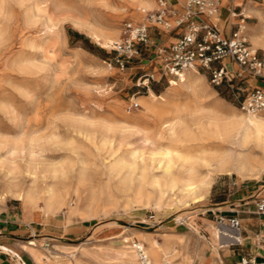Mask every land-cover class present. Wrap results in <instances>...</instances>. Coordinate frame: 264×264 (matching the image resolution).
Wrapping results in <instances>:
<instances>
[{"label":"rangeland","instance_id":"rangeland-1","mask_svg":"<svg viewBox=\"0 0 264 264\" xmlns=\"http://www.w3.org/2000/svg\"><path fill=\"white\" fill-rule=\"evenodd\" d=\"M167 1L173 11L169 20L175 25L187 0ZM248 1L231 0L228 7L241 13L233 21L244 18L249 40L254 48L264 52V46L257 47L252 40L260 28L259 17L245 18L242 14ZM252 1L264 11V0ZM154 2L148 11L159 8L158 1ZM45 3L0 0V217L8 210L18 215L22 209L24 222L36 223L45 218L35 206L9 193L11 183L27 188L36 178L34 184L42 188L54 186L66 197L63 209L49 215L51 218L60 220L64 226H87L74 240L65 236L58 238L61 243L49 241L48 250L43 249L44 240H38L37 248L45 253H53L56 244L65 252L77 246H118L123 241L133 245L138 238L131 236L132 230L179 233L181 236L173 237L175 245L181 251H190L195 259L206 249L215 250L218 245L213 229L220 220L207 209L228 206V202L215 203L231 200L244 185L264 183V174L241 178L234 171L231 174L214 171L212 188L200 202H194L191 195L165 191L164 179L161 186L153 183L154 176L163 173L157 161H151L153 142L166 144L173 157L178 153L200 155L208 143L201 138L197 125L191 124L192 119L188 121L192 134L186 135V128L178 127L180 140L171 138L168 131L172 116L154 117L149 123L141 121L145 112L143 100L148 99L150 92L165 94L179 81L164 73L158 54L160 48L177 39L169 42L178 30L170 31L152 23L146 12L138 13L133 0H45ZM126 22L149 24L150 40L148 45L139 46L140 53L128 63V68L121 70L113 46L125 37ZM97 32L115 38L114 43L101 42L95 37ZM195 73L205 82L210 99L220 101L237 114L245 113L227 89L214 87L203 71ZM150 74L155 79L151 78L147 84L145 80ZM133 102L140 107L130 109ZM160 136L164 139L160 140ZM135 150L140 152L134 172L117 164ZM70 202L85 213L84 217L76 212L68 219ZM158 236L163 242L164 237ZM174 255L169 259L180 257L173 263L178 264L182 256L179 252ZM135 256L136 264H142L139 255ZM59 260L60 264H70L66 254Z\"/></svg>","mask_w":264,"mask_h":264},{"label":"bare ground","instance_id":"bare-ground-1","mask_svg":"<svg viewBox=\"0 0 264 264\" xmlns=\"http://www.w3.org/2000/svg\"><path fill=\"white\" fill-rule=\"evenodd\" d=\"M133 1V5L136 6L138 13L146 12L148 9H152L155 5L154 0ZM47 3L50 5L49 2ZM242 14L245 18H253V16L259 17L260 28L252 35V40L255 46H264V11L258 9L257 6H248ZM246 27L247 24L245 25V28ZM97 33L99 34L95 37L101 42L108 45H112L114 43L115 38L113 39L111 36L104 37L100 35V32ZM103 38L105 41H102ZM194 71L197 72L196 70H188L182 75L177 83L167 89L165 94L163 93L162 95H158L151 91L148 99L143 100V104L145 105V112L143 116L145 119L143 117V120L141 119V121L149 123L154 117L172 116V118L168 120L167 125L171 138L180 140L178 132V127L180 126L186 128V135L192 134L190 127L191 124H194L197 125L201 138L208 140V143L205 145L206 148L201 151L200 155L194 153H178L175 157L172 156L173 151L169 149L166 144L161 143L159 140V143H152L153 157L151 161H157V167L163 170L162 174L158 172L160 175L154 176L153 183L160 185L161 181L164 179L163 183L166 187L165 191H172L173 193L178 192L182 196L191 195L193 196L194 202H200L204 200L206 193H209L212 188L214 171L226 174H231L234 171L241 178L249 176H254L255 178L264 174V115L246 112L244 114H237L230 107L220 101L210 99L205 82H203V79H201ZM190 119H192L191 124L188 122ZM142 131L147 133L146 129H143ZM159 139L162 140L164 137L160 136ZM138 152L140 151H133L129 158L124 155V157L121 158L117 164L125 168L127 166L131 172H134L139 165V162L137 161ZM83 165L84 164L82 163V166ZM140 174L141 173H139V176ZM35 182L36 178L34 180V183ZM34 183L27 188L24 187L25 185L22 186L23 184L11 183L9 193L17 196L24 203L35 206L39 212L45 214V216L59 213L65 205L64 199L66 197H64L63 192L54 186L42 188ZM66 183L67 182H65V184ZM41 202H43V205ZM76 212H79L81 217H84L85 215L84 212L77 210L70 202L68 205V211L66 212L68 219H71ZM127 228L130 230L129 226ZM131 232V236L135 235V237L141 241L139 240L138 242L134 240L133 245H130L129 242L125 241L123 244L134 248L139 255V259L140 254L137 246H141L143 248L151 264H173L174 260L169 259L172 255H170L168 248L161 245L158 240L159 234L140 230H132ZM223 234L231 237L233 240L237 238V234L226 224L220 223L219 225L214 226L213 238L218 245L215 250H218L221 243H223ZM176 236L178 237L181 235H175V237ZM99 248L100 244L89 248L82 246L81 248L73 251L70 257L75 260L76 264H89V258L102 259L101 256L97 254V250ZM176 252L178 253L177 250L175 253ZM50 257V255L46 256L48 261L50 260ZM37 259L42 261L43 254L39 253Z\"/></svg>","mask_w":264,"mask_h":264},{"label":"built area","instance_id":"built-area-1","mask_svg":"<svg viewBox=\"0 0 264 264\" xmlns=\"http://www.w3.org/2000/svg\"><path fill=\"white\" fill-rule=\"evenodd\" d=\"M157 1L159 8L146 11L147 19L180 33L175 42L158 50L164 73L180 79L188 70L203 71L214 87L229 91L241 110L264 115V52L254 48L249 40L243 26L244 18L233 21L241 13L236 12L235 8L229 9L231 33L226 34L220 26L222 0H187L175 25L169 20L173 11L169 9L168 1ZM149 28L147 23L124 24L125 37L113 46L121 70L128 68V63L140 53L139 46L148 45ZM151 78L155 79L154 75L147 76V84ZM138 107L140 104L133 102L130 109ZM255 205L257 212L264 214V196L257 197ZM218 219L220 223H226L224 215L221 214ZM228 225L238 232L239 237L234 241L240 244L241 222L238 216L229 217ZM46 246H50V243ZM137 249L142 264H151L143 248L137 246ZM235 264L256 263L251 257H242Z\"/></svg>","mask_w":264,"mask_h":264},{"label":"crops","instance_id":"crops-1","mask_svg":"<svg viewBox=\"0 0 264 264\" xmlns=\"http://www.w3.org/2000/svg\"><path fill=\"white\" fill-rule=\"evenodd\" d=\"M230 1L231 0H222L220 13V26L225 30L226 34L231 33V26L228 23L230 19V7H228V4ZM241 1L244 3V0ZM254 2L255 1L249 0L245 9L248 6H255ZM246 24L247 23L244 24L243 21V26ZM175 35L176 36L169 39V42L176 38L178 39L180 35L179 30ZM261 196H264V183L248 184L238 189L231 200L215 203L228 202L230 203L228 206L223 208H208L207 211L211 213L210 215H214L216 218L221 214L224 215L226 223L223 224H226L231 229L233 228L228 225V218L231 216H238L241 222V243L235 242L231 237L224 234L225 236H222L223 243H221L218 250H214V248L206 249L197 259L193 258L190 251H185V249L181 251L178 249V246L175 245L177 242L174 241L173 237L181 234L168 232L151 233L163 236V242L158 238L160 244L168 248L170 255H174V252L177 250L182 256L181 261L184 262L191 261L192 264H235L242 257H251L255 260L256 264H264V214L258 213L255 205L257 197ZM234 206L236 207L234 208ZM233 209L238 212H234ZM24 215V210L19 209L18 215L12 212V210H8L6 214L0 217V264H60L59 258L63 254L68 256L70 264H76L75 260H73L70 255L73 251L81 247L77 246L74 250L65 252L62 246L56 244L53 253L51 252L48 254L41 251V248H37V241L43 239V249L48 250L49 248L46 245H48L49 241H58L61 243L62 240H58V238L63 239L65 236H69V240H74V238H77L86 231L87 226L84 224L64 226L60 220L51 218L52 216H45L44 219L36 223L35 220L24 222ZM233 231L237 234V237H239L238 232L234 229ZM37 236L43 237L37 238ZM30 237H33V239L24 242V239ZM124 242L125 241L122 242V246L100 244L97 254H99L102 259L89 258L88 263L136 264L137 262L135 260L137 257L135 254H137V252L134 251V248L123 244ZM39 253L43 254L42 261L37 259ZM47 255L51 256L49 261L46 258ZM179 258L180 257H177L173 263L179 260Z\"/></svg>","mask_w":264,"mask_h":264}]
</instances>
